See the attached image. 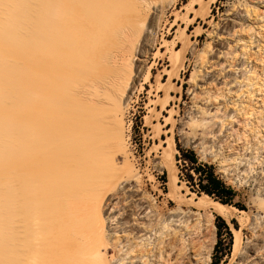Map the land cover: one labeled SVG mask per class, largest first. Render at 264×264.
<instances>
[{
	"label": "bare ground",
	"instance_id": "1",
	"mask_svg": "<svg viewBox=\"0 0 264 264\" xmlns=\"http://www.w3.org/2000/svg\"><path fill=\"white\" fill-rule=\"evenodd\" d=\"M217 1L0 0V264L211 262L214 214L230 221L236 209L198 201L204 213L193 225L203 237L191 236L169 220L180 211L161 214L136 166L118 156L127 152L124 105L149 86V112L168 113L191 48L175 54L177 40ZM246 79L239 60L225 90ZM192 95L194 116L183 125L226 124L211 98ZM253 229L242 263L264 264V230ZM240 246L238 235L234 254Z\"/></svg>",
	"mask_w": 264,
	"mask_h": 264
},
{
	"label": "rangeland",
	"instance_id": "2",
	"mask_svg": "<svg viewBox=\"0 0 264 264\" xmlns=\"http://www.w3.org/2000/svg\"><path fill=\"white\" fill-rule=\"evenodd\" d=\"M188 2L179 0V8ZM232 20L237 22L236 27H231ZM177 30L182 28L177 26L169 40L175 38ZM188 33L178 35L181 39L177 42H182L177 48L180 52L175 54H181L189 41L191 48L168 113L149 112L155 101L147 93L149 86L142 94L135 91L124 105L127 152L118 156V163L123 166L126 161H132L142 175L144 190L155 199L157 210L166 215L173 210L180 211L179 217L169 220L177 221L184 231L201 240L202 231L199 233L200 229L193 225L198 218L195 212L204 213L197 204L219 201L193 188L187 176L193 172L182 169L179 150L193 151L199 162L212 165L215 173L235 191L233 203L241 208L230 204L237 216L230 221L221 217L226 227L214 214L215 244L219 238L221 242L217 248L214 244L208 264L215 260L214 264H241L252 246L249 228L253 227L254 232L264 230V108L261 107L264 106V7L259 0H218L209 15L203 11ZM239 60L251 80L246 79L242 87L229 93L224 82L232 76ZM212 69L218 73L219 80L207 82L203 78ZM157 73L151 79L152 85ZM192 92L200 99L209 97L213 105L220 106L221 119L226 122L224 127L211 119L202 122L201 118L193 126L182 124L194 116L196 104ZM216 97H219L217 104ZM233 120L236 122L232 123ZM163 157L167 159L165 167L156 166ZM238 235L241 246L234 254ZM107 252L109 259L113 255L117 257L114 248Z\"/></svg>",
	"mask_w": 264,
	"mask_h": 264
},
{
	"label": "trees",
	"instance_id": "3",
	"mask_svg": "<svg viewBox=\"0 0 264 264\" xmlns=\"http://www.w3.org/2000/svg\"><path fill=\"white\" fill-rule=\"evenodd\" d=\"M179 151L181 152L182 169L193 172V174L188 173L187 176L193 182L192 185L195 190L213 197L222 204L230 205L233 203V199L236 195L235 191L232 187L226 185L215 173L212 165L199 162L193 151H184L183 149ZM194 178L196 179L195 181ZM233 205L241 208L240 205L236 203H233ZM217 219L226 227L224 220L220 216H218ZM220 242L221 239L219 238L215 244V248L219 247ZM215 262L216 260L212 261V264Z\"/></svg>",
	"mask_w": 264,
	"mask_h": 264
}]
</instances>
